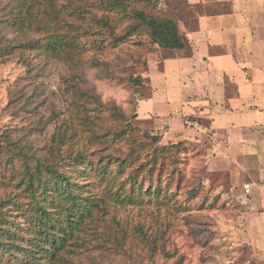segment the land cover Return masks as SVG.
I'll list each match as a JSON object with an SVG mask.
<instances>
[{"label": "rangeland", "instance_id": "rangeland-1", "mask_svg": "<svg viewBox=\"0 0 264 264\" xmlns=\"http://www.w3.org/2000/svg\"><path fill=\"white\" fill-rule=\"evenodd\" d=\"M22 2L0 0V46L8 43L11 50L0 55V202L7 204L4 210L16 214L26 228L29 217H19L22 211L9 200L33 202L31 189L22 182L39 175L38 163H54L87 148L95 150L97 159L110 154L114 161L109 170L112 178L105 175V179L94 171L82 175L81 165L71 166L69 172L81 195L95 198L99 205L85 229L43 262L264 264V179L258 170L264 166V157L244 138L250 131L260 138L264 135V122L256 118L264 111V94L249 91L250 97L236 108L243 121L240 126L216 128L203 107L211 96L203 91L207 84L203 81V88L196 92L189 89L192 83L186 75L192 66H182L185 76L165 68L189 57L194 44L200 49L202 35L195 32L204 28L207 19L232 20L236 30L245 31L244 44L257 31L263 41L264 0H158L155 7L132 0L129 12L104 11L92 0H60V5L90 8L87 19L92 14L107 15L120 36L133 22V9L152 8L151 13L175 20L189 43L184 51L159 47L142 32L117 45L91 46L75 62L29 47L25 42L36 35L24 37L6 23ZM61 14L77 24L79 41L94 38L86 18ZM75 71L81 74L82 89L103 104L91 102L94 117L89 124L77 118H84L83 112L75 113V104L87 102L86 97H73L70 80ZM244 77L253 87L264 84L254 82L249 67ZM233 80L226 79L223 101L230 111L235 107L229 105V98L241 95ZM106 106L118 114L112 116ZM93 134L100 137L91 140ZM151 135L159 141L154 143ZM60 137L67 141H59ZM101 137L106 142H99ZM259 145L264 147L263 139ZM162 146L164 153L156 157V148L162 150ZM130 154L133 159L126 162L124 172L116 173L117 162ZM15 227L19 232L20 227ZM18 234L30 236L27 231ZM9 257L0 264H14L7 261Z\"/></svg>", "mask_w": 264, "mask_h": 264}, {"label": "trees", "instance_id": "trees-1", "mask_svg": "<svg viewBox=\"0 0 264 264\" xmlns=\"http://www.w3.org/2000/svg\"><path fill=\"white\" fill-rule=\"evenodd\" d=\"M59 1L35 0L30 4V0H23L22 7L18 8L13 18L6 20V23L19 30L24 37H28L30 33L36 35L35 38H29L25 42L29 47L34 46L52 57L63 60L69 59L73 62H75L76 57L81 56L91 46L100 48L108 46L107 44L117 45L129 35L142 32H146L151 42L159 47L176 50L185 49L187 46L186 39L181 34L176 21L151 13L152 8L133 9L131 13L133 22L127 28L126 34L120 36L116 34L107 15L97 17V15L91 13V17L87 19V14L91 12L90 8L60 5ZM92 1L94 5L104 11L129 12L128 6L132 0ZM138 1H144L147 3L146 5L155 7L158 0ZM62 12L69 17L86 18L85 20L88 22L87 29H93L91 35L94 38H86L84 42L79 41V31L74 28L77 24L68 21L66 16L65 18L62 17ZM89 20L91 23H89ZM8 46V43L0 46V55L11 52V50H8ZM11 46L14 47L13 44ZM70 82L73 85L74 99L76 97L87 98V102L75 104V113L83 112L85 114L84 118L79 116L77 118L89 124L88 122L94 117L91 102L97 106L103 104L97 96L92 98L89 92L82 89L80 84L81 74L79 72H74ZM90 98L95 100L92 101ZM107 110L112 116L118 114L112 108L107 107ZM129 125H131L130 122ZM88 126L91 127V125ZM126 131L127 127L122 129V132L125 133ZM99 137L98 134H93L90 139L95 140ZM151 138L154 143L159 141L157 135H151ZM59 141L65 143L67 140L66 137H60ZM99 142H106V140L101 137ZM164 147L162 146V150L156 148L154 152L156 157L164 153ZM52 153L55 154V152ZM94 154L95 150L87 148V150L79 151L74 155L63 156L61 159L55 160L54 163L44 162L35 166V170L39 175H31L28 180L22 182L26 189H31L33 202L25 204L16 200H9V203L16 206V210L22 211L19 217L22 215L29 217V220L26 221V228H23V222L14 216L16 214L4 210L7 204L3 201L0 202V260L10 256L7 261L9 260L8 262L14 264H47V262H43L44 259H50L58 249H62L71 239H74L77 232L85 229L84 227L88 221L92 220L94 207L99 205V202H96L95 198H86L81 195V192H79L80 186H75L76 184L69 170L72 165H81L83 167L82 175H87L88 171H94L102 179H105V175L112 178L109 170H112L110 165L114 162L113 156L108 154L101 160L95 158ZM131 159H133L131 154L120 159L117 162L116 173L124 172L126 162ZM135 183L134 179L132 184L135 185ZM158 186L159 184L156 186L157 189ZM157 189L154 190L155 193H158ZM36 192H38V195ZM38 196L40 199H38ZM16 225L20 227L19 232L27 231L30 236L19 235Z\"/></svg>", "mask_w": 264, "mask_h": 264}, {"label": "crops", "instance_id": "crops-1", "mask_svg": "<svg viewBox=\"0 0 264 264\" xmlns=\"http://www.w3.org/2000/svg\"><path fill=\"white\" fill-rule=\"evenodd\" d=\"M203 26L204 28L202 30L195 32H200V35H202L201 42L197 44L200 49L194 44L189 57L181 58L182 62L178 61L179 63L174 62L168 64L165 67L166 71L171 70L175 72L172 70L174 68L175 70H180L181 76H185L186 73L182 74L183 72L181 71L182 66H192V71L190 70L186 75L189 81L188 83H192L189 89L192 92H196L197 88L199 89L200 86L203 88V84H207L203 88V91L210 92L211 96H209V100L204 101L203 107L206 113H210L211 118H214V126L216 128H220L221 126L223 128L240 126V123H243V121L236 108L238 107L239 109L243 105V102L246 101L244 99L250 97L248 94L249 91H252L256 95L264 94V84L253 87L250 83L246 82L244 77L245 69L249 67L256 77L254 82H264V40L262 41L258 38L257 31L255 38H249L247 43L244 44L243 35L245 31L240 29L236 30V26L232 20L225 19L221 16L215 20H205ZM236 34H238L237 39H235ZM186 43L187 46L185 49L176 50L184 51L188 49L189 43L187 39ZM247 53L250 55L246 56ZM204 58H206V62L203 61ZM228 76L234 79L233 81L237 86L236 89L241 93L239 98H229V105L233 108L235 107L234 111H230V108L228 109L223 105L228 84L226 79ZM203 81L204 83L201 84ZM261 99H264V97ZM263 115L264 111L256 118L264 122V119H262ZM246 116H243L245 120L247 119ZM257 134L256 132L250 131L245 133L244 138L250 142V146L253 144L256 145V151L261 154L260 157L262 159L264 157V147H260L259 144L260 140H264V135L260 138ZM260 163H262V160ZM260 166L261 168L258 170L261 172V179H264V173L262 172L264 171L262 169L264 167L263 163Z\"/></svg>", "mask_w": 264, "mask_h": 264}, {"label": "built area", "instance_id": "built-area-1", "mask_svg": "<svg viewBox=\"0 0 264 264\" xmlns=\"http://www.w3.org/2000/svg\"><path fill=\"white\" fill-rule=\"evenodd\" d=\"M246 187H248V186H246Z\"/></svg>", "mask_w": 264, "mask_h": 264}]
</instances>
